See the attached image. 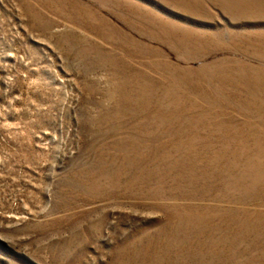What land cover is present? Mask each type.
I'll return each mask as SVG.
<instances>
[{
  "label": "rangeland",
  "instance_id": "obj_1",
  "mask_svg": "<svg viewBox=\"0 0 264 264\" xmlns=\"http://www.w3.org/2000/svg\"><path fill=\"white\" fill-rule=\"evenodd\" d=\"M0 264H264V0H0Z\"/></svg>",
  "mask_w": 264,
  "mask_h": 264
}]
</instances>
